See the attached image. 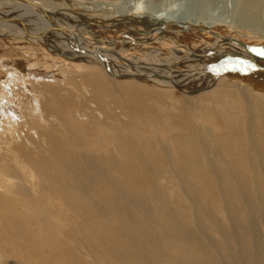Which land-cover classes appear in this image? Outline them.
Returning <instances> with one entry per match:
<instances>
[{
	"label": "rangeland",
	"instance_id": "374dc122",
	"mask_svg": "<svg viewBox=\"0 0 264 264\" xmlns=\"http://www.w3.org/2000/svg\"><path fill=\"white\" fill-rule=\"evenodd\" d=\"M14 1L198 48L199 75L214 58L193 33L264 41V0ZM78 60L0 38V264H264V69L178 89Z\"/></svg>",
	"mask_w": 264,
	"mask_h": 264
},
{
	"label": "bare ground",
	"instance_id": "6f19581e",
	"mask_svg": "<svg viewBox=\"0 0 264 264\" xmlns=\"http://www.w3.org/2000/svg\"><path fill=\"white\" fill-rule=\"evenodd\" d=\"M247 11H250L249 8H247ZM68 12L64 8L55 9L50 5L42 4L40 6L38 2L17 4L14 0H0V38L9 39L13 42L28 41L37 45H46L48 51L55 56L61 55L71 61L80 59V61L78 60L80 63H96L97 66L105 68L111 77L118 80L137 79L143 82L157 83L165 87L169 85V87L172 86L178 89L190 85L199 76H202L200 78L201 82L197 80L201 86L204 81L210 85L215 79L219 78V75L228 70H234V68L243 69L247 72L260 68L264 69V41L262 39L251 37L240 44H235L210 40L203 37L199 32L193 33L194 36H191V38L196 40L199 38V49H208V51L202 50L201 52H209L214 58L211 64L208 65L206 73L199 75L203 71H197L195 74L192 70L183 69L184 63L190 61L193 56L191 54L196 52L198 48L190 53L181 49L176 54L161 56L163 53L160 49L147 51L142 43L130 38V34H127L130 28L122 23H114L110 18L102 23L100 20V22L85 21ZM146 29L148 32L140 31L138 34L147 39L149 36H154L157 40L165 37L169 40L172 39V36L160 32L164 28L149 27ZM129 42L132 43V47L128 46ZM247 44L258 45L260 49L244 46ZM184 54L190 55V57L181 58V55ZM167 57L168 59L172 58V60L168 61ZM117 62H125L128 65L126 68L119 70ZM9 67L6 66L5 70L8 72V81H11L15 78V74L13 67ZM177 67H181V72L177 70ZM120 75L125 76L119 78ZM194 83V85H197L198 82ZM199 85H197L198 88ZM2 87L7 88V90L10 89L7 82L2 83ZM198 92L199 90L194 89L191 93L193 95ZM2 109L0 108V111ZM11 115L9 117L12 121L15 115ZM252 150H255V148H252ZM84 166L87 172L92 171V167L86 164ZM77 184L80 188V184ZM226 264L228 263L226 262Z\"/></svg>",
	"mask_w": 264,
	"mask_h": 264
},
{
	"label": "water",
	"instance_id": "95a60500",
	"mask_svg": "<svg viewBox=\"0 0 264 264\" xmlns=\"http://www.w3.org/2000/svg\"><path fill=\"white\" fill-rule=\"evenodd\" d=\"M244 46H249V47H254V48H256V49H257V48L260 49V47H259L258 45H254V44H247V45H244ZM263 53H264V52H263ZM122 76H125V75H120L119 78L122 77Z\"/></svg>",
	"mask_w": 264,
	"mask_h": 264
}]
</instances>
